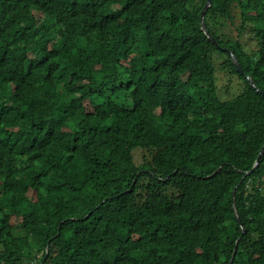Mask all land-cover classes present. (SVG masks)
Instances as JSON below:
<instances>
[{
  "label": "trees",
  "instance_id": "1",
  "mask_svg": "<svg viewBox=\"0 0 264 264\" xmlns=\"http://www.w3.org/2000/svg\"><path fill=\"white\" fill-rule=\"evenodd\" d=\"M207 1L0 0V264H264V0Z\"/></svg>",
  "mask_w": 264,
  "mask_h": 264
},
{
  "label": "rangeland",
  "instance_id": "2",
  "mask_svg": "<svg viewBox=\"0 0 264 264\" xmlns=\"http://www.w3.org/2000/svg\"><path fill=\"white\" fill-rule=\"evenodd\" d=\"M218 66V78H219V91L223 98H231L234 96L242 87V83L240 79H237V76H232V83L229 82L228 78L229 76L225 75L223 72L219 70ZM138 149V148H137ZM136 149V150H137ZM136 159L138 162L141 161V151H136Z\"/></svg>",
  "mask_w": 264,
  "mask_h": 264
},
{
  "label": "water",
  "instance_id": "3",
  "mask_svg": "<svg viewBox=\"0 0 264 264\" xmlns=\"http://www.w3.org/2000/svg\"><path fill=\"white\" fill-rule=\"evenodd\" d=\"M211 2H212V0H208V1H207V4H206V6H205V8L203 9V13H202L203 28L205 29V31H206V33L208 34V36H209L214 42H216L218 46H220V44L217 42L216 38H215V37L211 34V32L209 31V29H208V27H207V25L205 24V21H204L205 12H206V10L208 9V7L211 5ZM224 49L229 50V51L232 53L233 58H234V62L236 63L238 69H239V70H242V66H241V64H240V62H239V59H238L237 55H236L231 49H229V48H227V47H225ZM254 84H255V83H254ZM263 152H264V149H263L262 153L260 154V156H259V158H258V160H257V162H256V164H255V166L253 167V169H255L256 166L258 165V163H259V161H260V158H261V155L263 154ZM253 169H252V170H253ZM235 209H236V213L238 214L239 212H238V209H237V206H236V205H235ZM238 220L241 221V217H240L239 214H238ZM237 243H238V242H237ZM236 252H237V247L235 248V251H234V254H233V257H232L231 261H233L235 255H236Z\"/></svg>",
  "mask_w": 264,
  "mask_h": 264
}]
</instances>
